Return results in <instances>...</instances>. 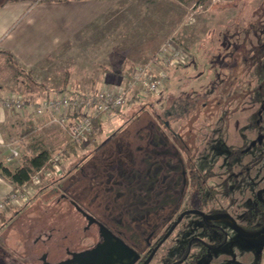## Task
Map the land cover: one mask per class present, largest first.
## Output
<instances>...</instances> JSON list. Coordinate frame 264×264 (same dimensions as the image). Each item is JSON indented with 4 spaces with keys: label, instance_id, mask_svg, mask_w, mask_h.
<instances>
[{
    "label": "rangeland",
    "instance_id": "374dc122",
    "mask_svg": "<svg viewBox=\"0 0 264 264\" xmlns=\"http://www.w3.org/2000/svg\"><path fill=\"white\" fill-rule=\"evenodd\" d=\"M141 8L135 27H122V39L130 33L145 37L154 33L159 43L152 58L172 36L189 50V61L171 73L168 68L162 91L138 97L129 95L122 111L106 116L104 126L108 132L97 137L99 146L86 140L79 145L76 156L62 157L61 172L56 174L62 177L54 180L53 193L49 192L50 187L43 192L48 191L49 197L39 196L25 206L23 201L11 203L23 209L8 225L0 227V243L18 257L27 259L31 253L38 257L46 246L51 247V259L57 257V245L71 244L78 251L86 249L97 240V229H104L106 224H112L113 229L115 223L130 221L142 234L151 229L160 233L167 226L165 216L176 215L185 203L204 211L228 213L241 226L252 220L247 212L256 190L264 187V142L245 150L262 127L255 119L263 99L259 85L264 83V0H157L151 14L142 0ZM116 35L111 32L109 37L115 39ZM94 50L95 42L69 45L61 58L59 54L48 58L44 66L50 68L40 73L39 80L51 88L67 80L68 89L92 90L91 81L97 80L98 65L89 62L85 76V72L74 69V60L92 57ZM120 80L118 77L116 82ZM163 120L176 131L175 138ZM48 121L46 118L35 137L23 140L25 143L14 142L18 150H33L39 143L59 153L67 136ZM156 128L163 131L161 142L165 144L161 150L155 146L158 153L151 156L154 160L162 156V161L168 155L163 147L171 144L174 149L175 145L173 151L187 161L190 182L177 212L167 207L144 214L128 212L125 204L133 198L132 185L152 171L144 159L151 147L148 132L152 131L153 136L158 133ZM15 137L21 138L20 133ZM82 157L86 158L80 167H74ZM246 164L252 165L249 173ZM47 180L43 178L36 187L47 185ZM203 196L208 197L205 203ZM88 215L97 223L85 231ZM203 222L199 215L187 214L150 264H165L168 257L176 261L186 242H191L189 254L196 255L201 253L199 239L215 244L220 238L219 230L215 229L213 237L207 236ZM211 224L223 229L225 240L220 243L221 252L209 264H264V235L242 236L226 218ZM57 250L58 256L63 255L60 248ZM33 262L40 264L39 258Z\"/></svg>",
    "mask_w": 264,
    "mask_h": 264
},
{
    "label": "crops",
    "instance_id": "0c3cea01",
    "mask_svg": "<svg viewBox=\"0 0 264 264\" xmlns=\"http://www.w3.org/2000/svg\"><path fill=\"white\" fill-rule=\"evenodd\" d=\"M145 1L146 9L151 14L157 0ZM141 2L142 0H66L32 4L28 0H17L0 5V94H19L26 104L23 114L9 115L0 103L1 160L6 161L9 147L14 142L25 143L24 137L16 138L15 135L24 129L30 119L39 133L45 125L44 121L49 118V113L39 116L34 113V107L48 94L28 91L27 79L24 80L20 75L18 64L10 61L5 51L10 52L20 65L39 80L40 73L50 68L44 64L52 55L59 54L61 58L69 45L74 47L77 43L95 42L93 56L85 57L79 62L74 60L77 62L74 69H80L87 76L89 62H96L99 70L96 72L97 80L94 79L95 76L92 77L95 80L91 81V86L94 87L92 90L104 84H113L127 69L150 59L159 43L152 32L148 37L142 34L137 36L136 33H133L135 37L131 33L126 34L125 39L120 36L122 27L132 28L137 24L135 19L142 9ZM113 31L117 33L115 39L109 37L111 32L115 33ZM182 68L183 66L177 69ZM172 70L176 69H171L170 73ZM68 72L70 71L66 72V78L69 76ZM66 85L67 80L55 88H66ZM72 90L91 91L78 90L75 87ZM105 126L103 134L108 132L105 131ZM37 145L33 146V150ZM25 148L32 151L30 147ZM11 190V184L0 177V201Z\"/></svg>",
    "mask_w": 264,
    "mask_h": 264
},
{
    "label": "trees",
    "instance_id": "16d2710c",
    "mask_svg": "<svg viewBox=\"0 0 264 264\" xmlns=\"http://www.w3.org/2000/svg\"><path fill=\"white\" fill-rule=\"evenodd\" d=\"M9 1H17V0H0V5L9 2ZM31 1L32 4L44 3V2H63L66 0H28ZM7 57L10 61L15 64H18L20 68L21 76L27 79L29 89L28 91L32 92H42L45 94H50L53 92L61 91L64 88H50L47 84L43 83L40 80L34 78L29 70L25 69L22 65L18 63V60L10 53L5 51ZM186 64V63H185ZM183 65L178 66L177 68ZM176 69V68H174ZM129 69H127L128 71ZM20 76L19 79L22 77ZM263 84L259 85V88L262 87ZM123 114V112L119 113ZM106 116H99L95 119V128L94 132L89 135L88 140L92 143H96L99 146L101 143L96 141V138L103 134L104 132V122ZM159 117V116H158ZM160 118V117H159ZM146 124L145 126H147ZM165 128L167 126L163 124ZM153 127V126H152ZM155 129V127H154ZM158 129V133L153 134L152 131L148 132L147 137H150L151 147L149 151L145 153V162L147 166H149L152 171L147 173L148 175L142 177L140 181L136 184L132 185L133 198L131 197V209L133 212L137 211L140 214H144L146 212H153L162 207H166L169 201L177 199H181L185 196L186 189L189 185L188 177L182 175V169L187 168V161H184V158L179 155L177 152L172 151L176 148L174 145V149H171V144L163 147L164 151H167L164 159L159 160L162 156H159L158 159L154 160L151 156V153H154L155 146L158 148L163 146L165 143H161L160 139H162L163 131L161 128ZM168 129V128H167ZM38 133L36 128L33 125V121L30 119L24 129L20 132L21 137H24L23 140L28 138H33ZM155 133V132H153ZM153 140L155 144L152 146ZM79 144L73 143L70 138L67 136L65 138V144L61 150L62 157H71L76 156L78 154ZM25 148V147H24ZM55 154L54 150L46 145L39 144L35 147L34 150L29 151V149L25 148L20 151L19 157L15 163H9L0 159V177L9 182L12 186V191L21 190L24 187L30 188L33 186V176L41 172V180L43 178H47V185L40 186L38 185L36 189L29 194L28 201L25 202V206L32 202V200H36L39 196L45 197L47 195L50 196L49 192L53 193L54 191V180L60 179L62 175L56 176V166L52 163L51 159ZM86 157L80 158L78 162L74 163V167H80L82 161ZM61 164V162H60ZM73 166V165H72ZM46 172H50L49 175ZM170 176H173L174 180L172 184L168 179ZM185 183V185H183ZM171 184V185H170ZM47 187H50L51 190L46 193H43L47 190ZM205 198V202L207 201V196H203ZM4 201H7L4 198ZM23 207H14L10 202L5 203V208H0V227H4L8 225L18 214L22 211ZM219 213L220 211H216ZM247 216L251 218V222L243 223L244 229L248 231L259 230L260 227L264 225V204H262L257 198H255L252 207L247 212ZM257 219V221H256ZM119 223L117 224V226ZM120 230L124 231L128 240L131 241L132 244H138V240L140 237V232L136 231L134 225L131 222L124 223L119 226ZM142 234V233H141ZM143 237V236H142Z\"/></svg>",
    "mask_w": 264,
    "mask_h": 264
},
{
    "label": "built area",
    "instance_id": "2783aa9c",
    "mask_svg": "<svg viewBox=\"0 0 264 264\" xmlns=\"http://www.w3.org/2000/svg\"><path fill=\"white\" fill-rule=\"evenodd\" d=\"M189 50L174 37L167 38L156 50L154 56L145 64H136L121 76V82L104 84L97 89L82 92L64 88L53 92L39 101L34 107L36 116L49 113V123L54 124L75 144H82L94 132L95 119L109 116L123 110L129 95L158 93L166 86L168 68H177L189 61ZM0 103L9 115L23 114L25 100L16 93L0 94ZM20 151L14 144L10 145L6 161L11 163L19 157ZM56 166V174L61 172L62 152L55 153L51 159ZM39 171L32 180L33 186L21 190L10 191L7 201H0V208L5 203L26 202L31 192L41 180ZM47 175L50 172H46Z\"/></svg>",
    "mask_w": 264,
    "mask_h": 264
},
{
    "label": "flooded vegetation",
    "instance_id": "af4514ba",
    "mask_svg": "<svg viewBox=\"0 0 264 264\" xmlns=\"http://www.w3.org/2000/svg\"><path fill=\"white\" fill-rule=\"evenodd\" d=\"M259 90L261 91V94H263V99L260 102V104L258 105L259 108L256 111L257 117L255 119V123L260 124L262 127L259 129L260 131L259 130L256 131V135L254 137H252V139L249 140L248 146L250 145V142L256 140L255 141L256 144L253 145L252 147L257 146L258 144L262 145L264 142V118H263V116H264V83H263V86L260 87ZM252 119L254 121V118H252ZM236 120L240 121V119H235V121ZM162 123L165 124L167 126V128L171 131V135L173 137L176 136V131L172 128V126L170 125V123L167 120H163ZM259 137H261V142L259 141ZM160 142H161V139H160ZM249 150H245V151L247 152ZM154 153H158V151H156V149H154ZM248 163H250V162H248ZM244 167H245V170H247L249 173L252 165L246 164ZM225 168L227 169V167H225ZM229 168L230 169L233 168V165H230ZM208 172H206V173H208ZM240 172L242 173V171H240ZM181 173H182L183 177L184 176L188 177V179L190 181V177L188 175V168L182 169ZM173 178H174L173 176H170L169 180H170L171 184L174 180ZM204 181L205 180H203V182ZM183 185H185V183ZM260 189H264V187H261ZM260 189H258V190H260ZM263 195H264V191H262L261 197H258L257 192H256V194L253 198V201L255 200V198H257L263 204V201H262V198L264 199ZM198 196H200V195H198ZM184 197L181 199H177L175 202H174V200L169 201V203H167L166 207L171 209L173 212H177L179 210V207L181 206V203L183 202ZM202 199H203V203H205V198L202 197ZM72 203H74V200H72ZM74 205L76 207L78 206L75 203H74ZM125 205L128 206V208H127V211L129 210L128 212L132 211L131 199ZM166 207H162V208H166ZM191 208H194V207H192L189 203H185L183 207L182 206L180 207V210L178 211V213L176 215L172 214V215L165 216L168 218L166 220L167 226L160 233L156 232V229H151L149 231V233L141 234L142 231L138 230V228H135L136 231L140 232L138 244H136V245L132 244L131 241L127 239L124 231L120 230L119 226L123 225L124 224L123 222L119 223L118 226H116L117 223H115L116 225L113 226V229H112V224H109V225L106 224L107 228L112 232V234H114V236H116V238L122 239L133 250V252L127 254V256H123V257L119 256V258H118L117 256L116 257L113 256V254L119 255V251H117V253L116 252L112 253V255L109 254V252L106 253V251H105V252H102L97 257V261H96V260L90 258L91 257L90 254H84V255L82 254L81 255L80 252L84 251L85 248L80 249V251H78L76 249L71 248V244H68V245H64L62 247H59L58 245L55 246L54 251H55V255H57V257H55L54 259H51L49 256V255H51V247L50 246H46V249L41 253L40 256L37 257V256L33 255V253H31V255H29V257L27 259H25L24 257L21 258V257L16 256L11 251H9L3 244L0 243V264H34L33 261H35L36 258H39L40 264H142L143 261L151 253V251L156 247L154 255H153L152 259L150 260V262H151L157 256L158 251L161 249L163 244L168 240V238L172 235V233L175 231L176 227L186 217L187 214H185L181 218V220L174 226V228L171 230V232L167 235L171 226L174 224V222L180 217V215L185 210H188ZM196 209L204 211V209L200 208V207H196ZM80 211L86 213L85 211H83V209H80ZM204 212L209 214V215H217V214L222 213V212L217 213L214 210H206ZM138 214H140V213L138 212ZM197 215H199L205 221V222H203V224L205 225L204 229H203L205 235L213 237L216 234V231H215V229H216V230H219L217 233H220V238L216 241L215 244H210V242L206 241L205 239L204 240L199 239L201 253H199L197 255L194 253L189 254V246H191V242H186L184 250L182 251V253L180 255H177L176 261L174 258L168 257V258H166L167 263H165V264H209V261H211L213 259L212 257L214 255H216V253L221 252L219 247H220V243L225 240V232L223 231V229H221L217 225L211 224V222L216 221L218 219L206 218V217L201 216L200 214H197ZM88 216H89L87 218L88 225L85 227V229H84L85 231H90V229H92L93 223L94 222L97 223V220H95L91 215H88ZM227 221L230 222V220H228V219H227ZM249 222H251V221H249ZM126 223H128V222H126ZM230 224H232V223L230 222ZM232 227L234 228L233 225H232ZM262 227H264V225ZM262 227H260L259 230L262 229ZM252 232H254V231H252ZM97 233H98V238L95 241V243L91 246L86 247V249H91L93 247H96L98 249L99 247H97V246H100L106 242V238H107L106 234L107 233L105 232V229L100 230V228H98ZM165 236H166V238H164ZM111 241H112V243L115 244V246H119V244L115 241V237H112ZM44 242L45 241H43V243ZM58 248H60L63 251V255L58 256V253H59V250H57ZM190 255H191V257H189ZM202 257H203V259L206 257V261L200 262L199 260L202 259ZM150 262L148 264H150Z\"/></svg>",
    "mask_w": 264,
    "mask_h": 264
},
{
    "label": "water",
    "instance_id": "95a60500",
    "mask_svg": "<svg viewBox=\"0 0 264 264\" xmlns=\"http://www.w3.org/2000/svg\"><path fill=\"white\" fill-rule=\"evenodd\" d=\"M256 140L250 142V145L246 148V150H249L253 145H255ZM259 141L261 142V137H259ZM262 191H264V189H260L257 190V195L258 197H261V193ZM263 204H264V199L262 198ZM189 213H194V214H200L203 217L206 218H210V219H220V218H226L228 220H230V222L232 223V225L234 226V228L236 229V231L242 235V236H246V237H256V236H260L264 234V227H262V229L260 230H255L254 232L252 231H248L245 230L237 221L234 217H232L230 214L228 213H221V214H217V215H209L207 213H205L202 210L196 209V208H191L188 210H185L180 217L174 222V224L171 226V228L169 229L167 235L171 232V230L174 228V226L181 220V218L185 215V214H189ZM105 232L107 233L106 236V242L100 246L98 249L96 247H93L91 249H85L84 251L80 252L81 255L83 254H90L91 255V259H94L97 261V257L102 253V252H109V254L112 255V253H117V251H119V255H115L113 254V256H117L119 258L123 257V256H127V254L133 252V250L120 238H116V236H114V234H112V232L105 227ZM103 229V230H104ZM166 235V236H167ZM166 236L164 238H166ZM115 237V241L119 244V246H115L114 243H112L111 238ZM163 238V239H164ZM117 245V244H116ZM113 250V251H112ZM156 250V247L151 251V253L148 255V257L143 261L142 264H148L150 262V260L152 259L154 252Z\"/></svg>",
    "mask_w": 264,
    "mask_h": 264
}]
</instances>
